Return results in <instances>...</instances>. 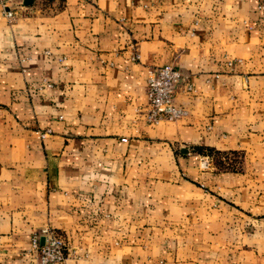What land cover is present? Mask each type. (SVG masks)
<instances>
[{
	"label": "crops",
	"instance_id": "crops-1",
	"mask_svg": "<svg viewBox=\"0 0 264 264\" xmlns=\"http://www.w3.org/2000/svg\"><path fill=\"white\" fill-rule=\"evenodd\" d=\"M7 3L0 264L43 228L62 264H264V0ZM170 62L187 114L151 123L147 71Z\"/></svg>",
	"mask_w": 264,
	"mask_h": 264
},
{
	"label": "built area",
	"instance_id": "built-area-1",
	"mask_svg": "<svg viewBox=\"0 0 264 264\" xmlns=\"http://www.w3.org/2000/svg\"><path fill=\"white\" fill-rule=\"evenodd\" d=\"M0 7L8 19L15 17L16 12L9 7L7 0H0ZM134 56L139 58L137 52ZM181 78L182 72L172 62L148 69L145 86L146 103L139 109H143L149 122L176 120L187 114L185 107L174 102V95ZM49 85L46 83V86ZM188 87L190 88V84ZM42 236L43 243L40 242ZM27 251L34 255V259L28 264H62L66 257V243L55 230L43 228L41 232H34L31 235Z\"/></svg>",
	"mask_w": 264,
	"mask_h": 264
},
{
	"label": "trees",
	"instance_id": "trees-1",
	"mask_svg": "<svg viewBox=\"0 0 264 264\" xmlns=\"http://www.w3.org/2000/svg\"><path fill=\"white\" fill-rule=\"evenodd\" d=\"M197 152H202L204 154H207L209 155V157H213L215 154L217 155H226L228 152H231L233 154H237V152L235 151H225V150H220V149H216L214 147H206L205 149L204 148H201V147H195V149ZM216 162L218 163V165H223L222 161L221 160H216Z\"/></svg>",
	"mask_w": 264,
	"mask_h": 264
},
{
	"label": "rangeland",
	"instance_id": "rangeland-1",
	"mask_svg": "<svg viewBox=\"0 0 264 264\" xmlns=\"http://www.w3.org/2000/svg\"><path fill=\"white\" fill-rule=\"evenodd\" d=\"M222 156H226L225 158H227V156H229L230 158H233L235 156L238 157V154H233V153H227L226 155H222V154L221 155H217V154H215L213 157L215 158V163H216V165L218 167H222V166L218 165V163L216 162V160H221L220 158H222ZM224 167H225V165H224Z\"/></svg>",
	"mask_w": 264,
	"mask_h": 264
},
{
	"label": "water",
	"instance_id": "water-1",
	"mask_svg": "<svg viewBox=\"0 0 264 264\" xmlns=\"http://www.w3.org/2000/svg\"><path fill=\"white\" fill-rule=\"evenodd\" d=\"M24 1L27 2V1H30V0H24ZM43 241H44V237L42 236V237L40 238V242L43 243Z\"/></svg>",
	"mask_w": 264,
	"mask_h": 264
}]
</instances>
